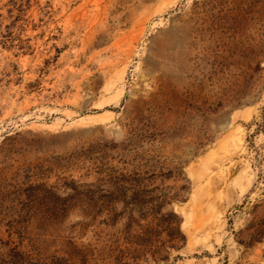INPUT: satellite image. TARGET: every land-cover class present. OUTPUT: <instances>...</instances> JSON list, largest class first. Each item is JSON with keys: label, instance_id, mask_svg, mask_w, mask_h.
Masks as SVG:
<instances>
[{"label": "rangeland", "instance_id": "rangeland-1", "mask_svg": "<svg viewBox=\"0 0 264 264\" xmlns=\"http://www.w3.org/2000/svg\"><path fill=\"white\" fill-rule=\"evenodd\" d=\"M137 132L180 171L168 264H264V0H0V192L92 182Z\"/></svg>", "mask_w": 264, "mask_h": 264}, {"label": "trees", "instance_id": "trees-1", "mask_svg": "<svg viewBox=\"0 0 264 264\" xmlns=\"http://www.w3.org/2000/svg\"><path fill=\"white\" fill-rule=\"evenodd\" d=\"M145 136L131 134L117 154L122 165L101 161L92 182H64L63 192L45 182L10 184L0 192V264H168L170 249L185 242L179 215L164 210L179 190L154 180L180 171L145 168ZM72 213L80 218L68 222ZM249 228L240 242L264 239V216Z\"/></svg>", "mask_w": 264, "mask_h": 264}]
</instances>
